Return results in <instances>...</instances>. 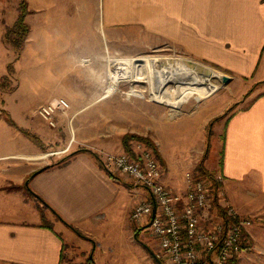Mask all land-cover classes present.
Masks as SVG:
<instances>
[{
  "label": "crops",
  "instance_id": "1",
  "mask_svg": "<svg viewBox=\"0 0 264 264\" xmlns=\"http://www.w3.org/2000/svg\"><path fill=\"white\" fill-rule=\"evenodd\" d=\"M32 1L33 25L29 26L25 16L29 31L18 54L3 39L4 30L16 13L10 20L0 11V264H61L62 258H69L66 255L71 253L73 243L90 251L87 260L91 259V264H133L131 259L137 246L132 248L133 253L125 249L131 248V242L136 245L137 240L144 248L141 255L156 260V253L148 244L149 237L131 234L130 211L135 203L148 197L143 188L124 177L110 176L91 148L74 149L61 163L58 160L51 163L50 159H54L51 155L43 160L46 155L40 154L41 146L28 135L35 136L44 147L73 144V129L66 124L63 131L49 127L33 109L62 96L68 100L75 117L86 112L88 99L104 96L94 90L88 94L82 91L88 82L82 64L78 68L84 79L77 78L75 87L59 79L56 70L50 74L47 69L51 67L50 51L89 50L93 57L88 58L96 66L103 59L109 39H119V30H111L109 36L104 30L100 36L90 33L86 26L71 32L73 24L79 27L88 22L96 12L98 0ZM102 3L106 4L108 24L130 20L136 32L142 28L149 32L160 30V43L168 49L192 54L208 49L207 56L199 57L221 68L231 80L242 77L253 81L256 86L241 107L212 121V124L222 121L221 142L203 164L205 168H215V158L220 153L218 172L223 176V194L242 213L249 214L246 209L255 204V209L264 215V0H102ZM116 49L113 46L112 50ZM31 52L39 54L36 64L45 69L39 70L36 79L26 80L22 89L17 74L24 55ZM92 83L98 86L97 77ZM213 104L208 100L180 120L168 122L172 121L169 119L131 132L152 141L160 156L162 181L178 193L185 191L183 171L193 169L202 152L195 150L198 155L192 159L193 156L171 153L168 147L185 145L186 136L194 138V133L205 139V125L222 113L212 115ZM93 143L98 148L123 152L120 140L116 144L104 140ZM227 199L224 201L228 202ZM42 204L47 222L41 220ZM115 222L125 231L124 235L112 239L107 234L100 235L101 231L108 233ZM252 225L247 229L252 249L241 253L231 264H264V227ZM136 230L145 232L142 226Z\"/></svg>",
  "mask_w": 264,
  "mask_h": 264
},
{
  "label": "rangeland",
  "instance_id": "2",
  "mask_svg": "<svg viewBox=\"0 0 264 264\" xmlns=\"http://www.w3.org/2000/svg\"><path fill=\"white\" fill-rule=\"evenodd\" d=\"M20 1L21 0H0V11L4 13L6 17H10L11 20L13 17H15V13L17 15L18 4ZM26 5H27V10L29 11L27 13L28 15H26V20L29 26L32 27L33 25L32 9L34 7L33 1L28 0V3L26 2ZM95 8H96V12L92 14V17L88 20V22H83L79 27L77 24H73L71 26V32H76L77 28L80 29L86 26L90 33L91 32H93L94 34L97 33L99 36L101 31L103 30L108 36L111 30H119L120 36L119 39L115 41L109 39L108 44L105 45L106 50L105 52H103L104 53L103 59L102 61H98V63H95L96 66H93L92 62L89 60L90 56L93 57L92 52L89 50L74 49L68 52L50 51L51 67L47 69L51 70L50 74L54 73V71L56 70L57 77L61 76L59 79H63L64 83L69 87L76 86L74 82H77L76 81L77 78L80 77V79H84V74H82L81 69L78 68V64H82L83 67L86 68L85 69L87 73L86 76L88 78V82H85V85L83 86L84 90L82 91L85 92V94H88L91 93L92 90H94L98 92L99 96L102 93L104 95L105 90L109 86H111V84L109 83H112L111 75L107 74V72L109 73V70L107 69V59L114 57H121V58L140 57V56L153 57V58L181 57L188 60V62L190 63H194V64L196 63V65L200 68L208 67L213 70H216L217 72H224L221 68L213 65L208 60L199 57L202 54H206L207 56L209 52L207 51L208 49L198 50L195 52L196 54L168 49L166 45H162L160 43L162 39L160 36V30H158L157 32L156 31L149 32V31H145L144 28H142L136 32L133 28L134 22L130 20L129 21L122 20L120 24H116V25L108 24L109 20L106 12V4L102 3V0H98V2L95 4ZM93 36L95 37V35ZM113 46L118 47V49L112 50ZM97 53L99 54L101 52H96V54ZM38 58H39L38 53L33 54V52H31L30 54L24 55L21 64L19 66L20 70L17 74V76L19 75L18 77H19L20 88L24 86L26 80L36 79V76L40 74L39 70L43 71L45 69L38 67V65L36 64ZM53 65L56 68L52 67ZM152 74L153 77H155V75L157 74V71L154 70V68L152 69ZM9 75L10 77L12 75L10 69H9ZM94 77H97L99 82L97 87H95L94 84L92 83ZM252 82L242 77H235L234 79L224 84H222L216 78L209 79L204 84L199 85L198 88L193 91L192 95L188 99H185L182 102L179 108H173L172 106L165 104L164 101L151 97L149 95V89L151 84L150 82L147 81L144 82L142 80L134 81L133 83H128L124 81L118 82L117 85L119 90H116L113 93L104 96L103 98L98 100L88 99L87 101L90 103L88 104L86 112L83 114L75 115V117L72 116L73 118L71 119V121H69L70 116L73 115L71 112L73 111L71 106L69 107L65 115L56 116L55 118L56 124L54 128L63 131L65 128L64 126L66 124L68 128L73 129V134L71 135L73 144L71 145L69 144L70 146L66 150H64L66 147L62 145L60 147H54V146L40 147L42 151L40 154L44 156L46 155L45 157H43V160H47V157L53 156L54 159H50L51 163H53L59 160L61 157L68 154L69 152H71L72 150L81 149V148H91L95 150L99 160H100L99 155L102 154L100 153V151L106 153H113V154H120L124 152L127 153L124 147H122L123 152L120 153L115 152L114 149L108 150L100 147L98 148L93 143V141L100 142L104 140V142L106 143L116 144V142L120 140V142L122 143V137L124 134L137 132L143 127L145 128L146 126H152L153 124H156L158 122L164 123V121H168L169 119L172 121H168V122H175L177 120H180L194 113L199 107L203 106L204 102L206 101L208 102V100L209 102L211 101L214 103L212 107L214 111H211L212 115L218 113L219 111L224 112L227 110V112H230L231 109L235 107H241L246 96L249 94V92H251L252 88L256 86ZM214 86L216 88L213 89ZM59 88L60 87L57 86V90L55 89L57 93L60 91ZM130 88L139 91L141 93V96L126 94V92ZM168 97L172 99L173 96L168 95ZM206 125H205V135H204L205 139L202 138L203 136L200 138L197 137L199 134L196 135V133H194V138H189L186 136V138L184 139L185 145L179 144L177 147H168V149L171 153L175 152L177 154H181L182 156H188V157L193 156L192 159H194V157L197 154L195 150L196 151L200 150V153L202 152V155L196 162L194 168L185 169L183 172L191 170L194 176H201L208 178L209 182L211 183V189L213 191H215L216 189H220L222 192V194L220 195L221 197L220 199L224 200L225 198L227 199V197L223 194V184H222L223 176L218 172L220 168L221 154L220 153L217 154L216 156L217 158H215V161L217 162L216 163L217 165L214 166L215 168H205L203 164L204 159H206V157H208L209 154L215 148L220 146L221 141L219 139V133L222 130V121L217 120L215 123L213 124L211 123L209 135L207 132ZM181 138L182 137H180V140ZM139 141L140 140H136V139L130 140L129 142L131 143L130 144L131 149L135 148V144ZM153 155L160 163V158L158 157V155L157 156L155 154ZM201 157L203 158L202 165L204 169L209 172L210 171L214 172L213 178L202 175L203 173H199L198 171H196L195 169L196 165L198 164ZM114 175L118 177H124V176H120L119 174H114ZM217 175H220L222 178L220 182L215 179V176ZM126 179L132 182L131 179L129 178ZM141 188H143V190L148 194V191L144 187ZM220 199L218 198V200ZM227 201L238 212L239 215L249 218L251 220V224L258 227L259 226L264 227V219H263L264 215H262V211H258L255 209V204H253L252 206L253 208L246 209L247 213L249 214H244L242 213V211L236 209L235 206L231 204L228 199ZM215 202L218 203L217 200ZM133 207L130 211V218H129L130 221L132 222L131 230L133 228L131 234L134 233V235L136 234L137 237H142V236L145 238L149 237L148 244L150 246V249H152L153 252L155 251L154 253L157 254L158 253V246L156 247L157 243L156 241H154L155 239L151 236L150 232L147 229L149 217H146L140 221L134 220L133 218H131V212L133 210ZM133 225L135 226L133 227ZM137 226H142L145 229V232L144 231L138 232L139 230H136ZM58 228H60L59 230L63 232V229L61 227ZM124 233L125 231H123L122 228L117 227V222H115L113 223V226L111 227V230L108 231V233H106L105 231H101L100 235L103 236L107 234L109 235L108 238L112 239V238L120 237L124 235ZM63 237L65 238V236ZM130 246L131 248L129 247L126 248L125 250L131 253L135 251L132 248H135V246H137L136 255L135 256L132 255L133 259H131L135 264H166L159 257L157 258L158 260L157 259L155 260L154 258H152V260L144 258L140 253L144 250V248L138 240L136 245H133V243L131 242ZM71 247H72L71 253L66 255V257L69 258L66 259L62 258L61 264H91V262L87 261V258L90 254L89 250H84V248H82L81 245L78 246L77 243H73ZM251 249L252 248H250L249 251ZM249 251H246L245 253Z\"/></svg>",
  "mask_w": 264,
  "mask_h": 264
},
{
  "label": "built area",
  "instance_id": "3",
  "mask_svg": "<svg viewBox=\"0 0 264 264\" xmlns=\"http://www.w3.org/2000/svg\"><path fill=\"white\" fill-rule=\"evenodd\" d=\"M69 107L59 96L38 104L33 113L53 128L56 116L65 115ZM132 150L133 155L100 151V162L108 172L148 191V197L134 205L131 218L149 217L147 229L158 245L157 258L166 264H227L249 250L244 233L251 220L220 199L221 190L213 191L208 178L185 171V191L178 193L162 181V167L150 148L137 142ZM215 179L222 180L220 175Z\"/></svg>",
  "mask_w": 264,
  "mask_h": 264
},
{
  "label": "bare ground",
  "instance_id": "4",
  "mask_svg": "<svg viewBox=\"0 0 264 264\" xmlns=\"http://www.w3.org/2000/svg\"><path fill=\"white\" fill-rule=\"evenodd\" d=\"M153 68L157 71L155 77L152 74ZM107 69L109 70L107 74L112 77V83H109L111 86L105 90L103 96L119 90L118 82L133 83L142 80L151 83L149 89L151 97L164 101L173 108H179L199 85L209 79H215V75L218 74L213 69L208 73L205 67L200 68L196 63H190L181 57H114L107 59ZM126 94L141 96L139 91L132 88ZM168 95H172V99Z\"/></svg>",
  "mask_w": 264,
  "mask_h": 264
},
{
  "label": "trees",
  "instance_id": "5",
  "mask_svg": "<svg viewBox=\"0 0 264 264\" xmlns=\"http://www.w3.org/2000/svg\"><path fill=\"white\" fill-rule=\"evenodd\" d=\"M17 15L13 21V23L9 26H7L4 30V34H3V39L12 47V49L14 50L15 54H18L19 51L21 50L25 38L28 34L29 31V26L27 24V22L25 21V16L26 14L29 12L27 10V5H26V1L25 0H21L18 4V9H17ZM5 79V78H4ZM227 113V110L222 112L220 115H217L215 117H213L212 119H210V121L207 123L206 128H207V132L209 135V130H210V125L212 123V121H214L215 119H218L221 116H225ZM36 143H38L41 147H44L42 143H40V141L35 137V136H31L30 134H28ZM140 140L139 142H142L145 146H147L148 148H150L153 152V154H155L156 156L158 155V157L160 158L159 154L157 153L154 144L152 143V141L150 139H148L147 137L141 136V135H137L134 133H126L123 135L122 137V145L125 149V151L128 154H132L133 155V150L131 149L130 146V140ZM74 152H71L65 156H63L62 158H60L57 163H61L62 161L66 160L69 156H71ZM202 161L203 158L201 157V159L199 160L198 164L196 165V171H198L199 173H203L202 175L208 176V177H212L214 175V172L212 171H207L204 169L203 165H202ZM47 167V166H44ZM109 175L112 176L113 178H117L114 174H111L109 172ZM11 187H15V186H11ZM26 191L28 192V188H26ZM31 193V192H28ZM44 204V203H43ZM42 204L40 208V215H41V220L42 222H47L44 214L42 212V209L44 208V205ZM244 237L247 238V235L244 233ZM235 258L231 259L228 264H231L232 262H234ZM88 262H91V259L87 260Z\"/></svg>",
  "mask_w": 264,
  "mask_h": 264
},
{
  "label": "water",
  "instance_id": "6",
  "mask_svg": "<svg viewBox=\"0 0 264 264\" xmlns=\"http://www.w3.org/2000/svg\"><path fill=\"white\" fill-rule=\"evenodd\" d=\"M211 70H212L211 68L206 67V72L209 73ZM217 73L218 74L215 75L216 79H218L222 84L229 82L231 80V76L229 74L224 73V72H217ZM153 212H154V209H153Z\"/></svg>",
  "mask_w": 264,
  "mask_h": 264
}]
</instances>
